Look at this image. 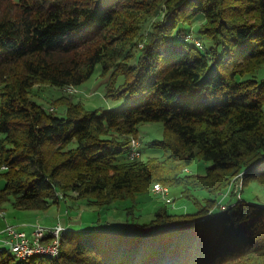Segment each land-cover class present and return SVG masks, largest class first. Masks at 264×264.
Listing matches in <instances>:
<instances>
[{
	"label": "trees",
	"instance_id": "16d2710c",
	"mask_svg": "<svg viewBox=\"0 0 264 264\" xmlns=\"http://www.w3.org/2000/svg\"><path fill=\"white\" fill-rule=\"evenodd\" d=\"M200 14L212 56L180 28ZM263 63L264 0H0V204L42 211L73 193L109 206L155 182L178 190L133 229L68 228L57 256L0 246V264H264V202L218 200L239 175L240 190L264 187V78H238ZM97 64L111 73L105 97L123 108L84 109L65 94L57 116L29 96L81 84ZM150 121L162 122L150 145L163 154L120 159ZM195 159L212 164L188 172ZM181 199L195 209L173 206Z\"/></svg>",
	"mask_w": 264,
	"mask_h": 264
},
{
	"label": "rangeland",
	"instance_id": "374dc122",
	"mask_svg": "<svg viewBox=\"0 0 264 264\" xmlns=\"http://www.w3.org/2000/svg\"><path fill=\"white\" fill-rule=\"evenodd\" d=\"M202 20L203 15L200 14L195 19H193L190 24L180 25V28L187 30L190 29L191 34L194 36V38H198L197 40L201 43V46L199 47L203 51H209L210 47L214 46V41L205 36H201L196 32ZM186 41L190 44L193 42L191 38L186 39ZM222 49L223 47L218 44V56H221ZM209 55L212 56L214 55V53L209 51ZM209 61L212 62L211 59H209ZM109 72L102 73L101 66L97 64L90 77L84 80L81 84L76 85L74 87L75 89L72 90L73 92L69 93L64 87L61 89L50 84H39L34 85L29 89V96L32 100L39 104H42L46 108H51V106H53L52 108L57 116L64 115L65 105L61 103L66 99L65 97H63V99L58 98H60L61 96H65V94L72 95V100L79 101L84 109H121L129 102L127 99H110L105 97L106 85L111 82V73ZM210 72L211 69L208 68L205 73L206 76L209 75ZM238 78H254L257 80L263 79L264 63L261 64L253 74H244L241 77L238 76ZM113 82L115 86H118L123 82V76H116ZM55 99L61 100V102H57V100L55 101ZM0 136H2V134H0ZM162 136V122L150 121L139 123L137 125V137L130 136L131 139L135 138L140 142L139 150L141 151V155L136 159H140V157L146 158L151 155H162V149L150 145L152 141L159 140L162 138ZM119 158L124 159L126 158V156L124 154H121ZM211 164L212 162L208 160L206 161L195 159L188 165L187 170L188 172L190 171L194 174L204 173V170ZM241 181V176H239L237 184H241ZM230 183L226 188L219 191L218 197L220 198L221 195L223 201L231 202L237 200L236 195L239 192L238 186L230 188V190L226 192ZM3 184L4 179L0 177V187H2ZM240 192L241 199H244L245 201L256 203L264 202V187L259 185L257 182H249L246 186H243L242 183ZM72 194L73 193L66 195L59 201V203L51 204L46 210L42 211L18 209L12 205L10 200L4 201L2 204H0V210L4 212V216L0 217V230L3 226V218H6L7 222L11 224L18 225L20 229H23L26 232L30 231V225L35 222L43 223L49 221H52L54 223L60 222L62 224H66L71 227L70 229H74L82 233H89L95 230L133 229L135 222H146L152 216L154 209L159 206H163L164 201H166L159 195L147 193L144 195H137V197H135L134 199L116 201L109 206H98L88 204L83 199H76L74 197H71L70 195ZM170 195L174 198L177 193H170ZM194 195L198 196L199 198L210 197V195L204 191H195ZM227 198L231 199L226 200ZM181 201H183V203L175 201L173 203V206H180L179 208L185 209L187 211H193L195 209L194 205L191 202L186 201L185 199H181ZM23 212H25L30 217H36L29 219ZM0 246L5 247V245ZM6 248L9 249V247Z\"/></svg>",
	"mask_w": 264,
	"mask_h": 264
},
{
	"label": "built area",
	"instance_id": "2783aa9c",
	"mask_svg": "<svg viewBox=\"0 0 264 264\" xmlns=\"http://www.w3.org/2000/svg\"><path fill=\"white\" fill-rule=\"evenodd\" d=\"M128 144L129 152L128 154H124L126 158H130L134 152H140L139 141L136 140L134 143ZM236 186L237 184L232 185L231 188ZM155 194L165 200H169V203L173 200L170 192H167V190H161L159 186H156ZM236 198H241L240 192L237 193ZM222 199L223 198L220 195V198L218 199L219 209H225L229 206V202H222ZM68 228L69 227L62 225L59 222L51 225L35 222L30 226V231L26 232L23 229H20L17 225L11 224L5 220V223L0 230V245H5V247H9L15 252H30L33 249L54 252L57 232Z\"/></svg>",
	"mask_w": 264,
	"mask_h": 264
},
{
	"label": "bare ground",
	"instance_id": "6f19581e",
	"mask_svg": "<svg viewBox=\"0 0 264 264\" xmlns=\"http://www.w3.org/2000/svg\"><path fill=\"white\" fill-rule=\"evenodd\" d=\"M195 44H196V46H201V43L196 39L195 40ZM75 87V86H74ZM74 87H67V88H65L66 89V91H68L69 93L70 92H73L72 90L73 89H75ZM75 91V90H74ZM52 108V107H51ZM50 108V109H51ZM52 110V109H51ZM131 141V143H134L135 141H136V139L134 138V139H131L130 140ZM140 154H141V152H134V154H132L131 155V157L130 158H128V159H136V158H138L139 156H140ZM240 176V175H239ZM241 183V182H240ZM156 186H159V188H161V190H167V192H169V187L168 186H166V185H163V184H161L160 182H155L153 185H152V192H154L155 193V191H156ZM238 186V185H237ZM240 190V189H239ZM166 202H169V200H166ZM3 211H0V215H3ZM67 231H68V229H63V230H61V231H58L57 232V237H56V239H55V249H54V252H51V251H41L40 249H33V250H31L30 252H15V251H12L10 248H9V250H10V252L11 253H13L18 259H24V258H26V257H28V256H31V255H50V256H53V257H55V256H57L58 255V253H59V247H60V244H61V238H62V236L64 235V234H66L67 233Z\"/></svg>",
	"mask_w": 264,
	"mask_h": 264
},
{
	"label": "crops",
	"instance_id": "0c3cea01",
	"mask_svg": "<svg viewBox=\"0 0 264 264\" xmlns=\"http://www.w3.org/2000/svg\"><path fill=\"white\" fill-rule=\"evenodd\" d=\"M173 191V192H172ZM169 192L170 193H177L178 194V190L177 189H175V188H170L169 189ZM153 195H154V193L153 192H151ZM156 195V194H155ZM175 195V194H174ZM218 199H219V197H218ZM228 199H231V198H227L226 200H228ZM223 200V199H222ZM222 202H227V201H222ZM179 203H183V201H179ZM217 205V204H216ZM23 213H25V212H23ZM26 214V213H25ZM34 214H36V213H34ZM38 215V214H37ZM25 216H27L29 219H31V218H33V217H36V216H33V217H30L29 215H25ZM5 220H6V218L5 219H3V225H4V223H5ZM7 221V220H6ZM54 222H52V221H49V222H43L42 224H45V225H51V224H53ZM60 223V222H59ZM62 224V223H61ZM62 225H64V226H66V227H69V228H71L70 226H68V225H66V224H62ZM18 226V225H17ZM24 226H26V225H24ZM31 226V225H30ZM3 227V226H2ZM1 227V228H2ZM19 227V226H18ZM70 230H73V229H70Z\"/></svg>",
	"mask_w": 264,
	"mask_h": 264
}]
</instances>
